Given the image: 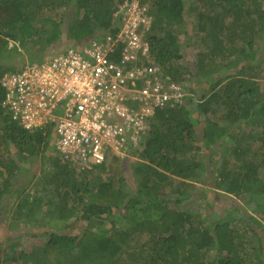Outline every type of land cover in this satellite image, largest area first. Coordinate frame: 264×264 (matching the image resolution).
Segmentation results:
<instances>
[{"label":"trees","instance_id":"16d2710c","mask_svg":"<svg viewBox=\"0 0 264 264\" xmlns=\"http://www.w3.org/2000/svg\"><path fill=\"white\" fill-rule=\"evenodd\" d=\"M134 1L153 16L152 58L189 97L158 109L126 158L90 171L63 161L52 125L26 130L0 106V223L10 212L13 227L46 208L77 228L30 251L10 243L4 264H264V0H0V81L81 51ZM197 39L187 64L185 42ZM11 147L52 167L33 196L22 190L29 175L15 182L18 159L1 152ZM129 157L138 159L133 188ZM208 183L225 194L226 208L206 197L192 208Z\"/></svg>","mask_w":264,"mask_h":264},{"label":"built area","instance_id":"2783aa9c","mask_svg":"<svg viewBox=\"0 0 264 264\" xmlns=\"http://www.w3.org/2000/svg\"><path fill=\"white\" fill-rule=\"evenodd\" d=\"M114 19L113 29L81 51L26 65L0 81V106L11 119L30 131L52 125L56 151L78 171L126 158L158 109L189 97L151 56L149 5L126 3Z\"/></svg>","mask_w":264,"mask_h":264},{"label":"rangeland","instance_id":"374dc122","mask_svg":"<svg viewBox=\"0 0 264 264\" xmlns=\"http://www.w3.org/2000/svg\"><path fill=\"white\" fill-rule=\"evenodd\" d=\"M218 12V11H217ZM195 16V14H193ZM186 36V35H185ZM190 38V37H186ZM193 39H196L193 37ZM259 40L261 41L262 38L260 37ZM198 43L194 44L192 41H186L185 42V51H184V59L187 64L192 63L194 60L195 52L197 51L198 47H200V41L197 39ZM12 43L9 44L7 47L11 48ZM50 51H48L47 54H49ZM264 53V52H263ZM29 64V63H27ZM258 71V69H256ZM264 78V73H263ZM212 83V82H211ZM218 118H220V115L218 114ZM222 120V119H221ZM9 151L11 154L15 156V158L18 159L21 167H22V173L19 174V177L15 179V182H20L25 178L23 176L29 175L28 179L29 181L24 184L23 189L26 191L29 190L30 196H33V183H36L41 179L44 175L49 173L52 170V167H50V164L42 165L41 158L37 159L36 161L32 162L31 160H21V156L18 155L17 151L11 147L9 150L2 149V153L8 154ZM129 157V161L126 162V169H125V177L127 180V183L133 188L136 180L133 176V168H136V160L137 158ZM216 167L219 165V159L215 163ZM31 171L32 174L26 172ZM202 190L200 192V195L198 196V199H196V203L192 208H195V206L198 204H203V198L206 197V199L210 200L211 203H214L216 205H212L215 208L217 207L218 210L220 207L226 208L227 200L225 198V194L223 193H214V191L211 189V186L209 185H202ZM199 188L197 191H199ZM22 195V194H21ZM17 200V196H16ZM240 202V201H239ZM238 202V203H239ZM241 204V203H240ZM242 208H244L242 206ZM196 209L198 210L197 206ZM247 209V208H246ZM9 211H13V206L9 209ZM46 208H42L34 213H31L27 219L22 220L19 222V224L10 227V219H11V213L9 212L8 215H6V219L3 223H0V264H4L3 261L6 259L7 254L12 252V248L14 246H11L10 243L17 242L15 244L16 250L18 251H30L32 246L34 245H40L42 242H45V240L48 238V236L51 233H59L60 231L63 232H69L74 233L76 232V221H69L66 224L64 222L61 223V221H57V219L54 217L53 214H51L50 211L46 212ZM198 213V212H197ZM109 224V223H108ZM110 227L107 225L106 228ZM110 237V236H109ZM10 245V246H9Z\"/></svg>","mask_w":264,"mask_h":264}]
</instances>
